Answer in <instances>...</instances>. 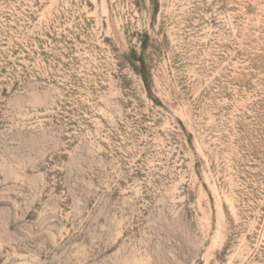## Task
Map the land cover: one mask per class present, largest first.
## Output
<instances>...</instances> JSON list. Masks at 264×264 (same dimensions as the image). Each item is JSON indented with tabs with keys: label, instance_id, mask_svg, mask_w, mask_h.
Instances as JSON below:
<instances>
[{
	"label": "rangeland",
	"instance_id": "1",
	"mask_svg": "<svg viewBox=\"0 0 264 264\" xmlns=\"http://www.w3.org/2000/svg\"><path fill=\"white\" fill-rule=\"evenodd\" d=\"M0 264H264V0H0Z\"/></svg>",
	"mask_w": 264,
	"mask_h": 264
},
{
	"label": "trees",
	"instance_id": "2",
	"mask_svg": "<svg viewBox=\"0 0 264 264\" xmlns=\"http://www.w3.org/2000/svg\"><path fill=\"white\" fill-rule=\"evenodd\" d=\"M132 61H133L132 63H134V60H132ZM139 61H141V60H139ZM141 63H142L141 64L142 65V68L141 69L138 66H136V64H131V65H133V68L140 74L143 82L145 83V86H147V89H149L148 74L145 71L144 64H143L142 61H141Z\"/></svg>",
	"mask_w": 264,
	"mask_h": 264
}]
</instances>
